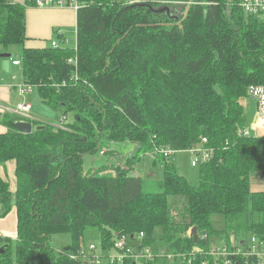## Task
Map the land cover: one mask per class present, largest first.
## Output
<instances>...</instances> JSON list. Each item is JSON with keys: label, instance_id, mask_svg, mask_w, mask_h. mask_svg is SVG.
<instances>
[{"label": "trees", "instance_id": "obj_1", "mask_svg": "<svg viewBox=\"0 0 264 264\" xmlns=\"http://www.w3.org/2000/svg\"><path fill=\"white\" fill-rule=\"evenodd\" d=\"M37 1L0 0V47H21L25 84L65 117L69 132L33 122L40 128L33 134L0 133V165L16 163L17 183L13 194L0 177V219L13 209L18 219L17 239L0 241V264H87L90 229L107 250L118 237L144 233L155 250L179 254L207 248L203 234L264 238V191L251 188V175H264V138L242 135L251 121L240 103L250 85H264V24L243 13L241 0H201L186 19L191 0H79L76 47L56 33L57 48H26V11ZM165 6L177 20L154 11ZM1 119L10 127L17 121ZM203 139L216 154L198 168L196 185L160 156L159 193L146 192L131 174L154 147L186 151ZM109 144L136 145L138 155L116 176L102 174L108 166L86 173L85 157ZM214 215L224 217V232ZM156 228L163 230L160 246ZM63 234L75 258L50 245Z\"/></svg>", "mask_w": 264, "mask_h": 264}, {"label": "built area", "instance_id": "obj_2", "mask_svg": "<svg viewBox=\"0 0 264 264\" xmlns=\"http://www.w3.org/2000/svg\"><path fill=\"white\" fill-rule=\"evenodd\" d=\"M72 7L78 11L82 8L79 0H38L37 7ZM240 7L246 16L256 18L264 24V0H241ZM53 47L57 48V42H53ZM15 66L21 65L20 58L13 61ZM34 87L27 84L20 87V95L25 96L31 94ZM248 98L257 102L258 113L253 121L251 130H243L242 135L245 137H262L264 136V85H250L247 90ZM32 104L22 102L14 107L0 106V113L14 116L16 122L33 123ZM65 117L60 119L58 124L54 125L57 130H65ZM207 139H203L202 143L193 146L186 150L191 154V165L193 168H199L202 165L209 163L216 154L215 149L207 148ZM178 151L168 148H156L152 154L164 158H172ZM4 236L0 233V241ZM200 240L208 244L207 248L196 247L192 252L179 254L176 258L170 255L165 249H161V253H157L147 244V236L142 233L137 236L125 235L118 237L112 250L114 254L107 257V264H147L157 258H167L168 260H180L184 264H195L197 261L200 264H264V238L251 235L248 237H236L230 235L227 239L220 240L211 239L208 234L199 236ZM213 240V241H212ZM87 252L83 251L84 262L88 264H102L104 256H97L98 247L90 245L87 247ZM101 249L104 252L101 241ZM109 251V250H108ZM105 253V252H104ZM73 256V255H72ZM75 258V256H73ZM89 258H93L90 259ZM93 260V261H92ZM91 261V262H90Z\"/></svg>", "mask_w": 264, "mask_h": 264}, {"label": "rangeland", "instance_id": "obj_3", "mask_svg": "<svg viewBox=\"0 0 264 264\" xmlns=\"http://www.w3.org/2000/svg\"><path fill=\"white\" fill-rule=\"evenodd\" d=\"M125 1L127 3H130L131 0H122ZM76 29L73 28L71 31H67L66 32V38L69 39V44L67 46L74 48L77 46V34H76ZM56 40V39H55ZM54 41V40H53ZM51 43V42H50ZM51 44H49L50 46ZM4 48L0 47V50H3ZM5 50V49H4ZM10 52L13 51V58H8V59H2L0 61L5 62L6 64H8V66L12 63L11 60L13 59H18L19 58V54L17 55V52H19V50L21 51V47L20 46H15V47H11L9 48ZM19 72L17 73V82L16 85H20L18 88V93H20V87L25 85L24 82V78H23V72H22V66L18 68ZM26 100L32 104V112L33 114H36L38 116L41 117V120L43 122H39L38 124H44L47 125L49 124L50 126H54L56 124H58V122H60V119L63 117L61 114L53 111L52 109L46 107L41 101L40 98L38 96L37 90L36 88H33L32 93L29 95L27 94L25 96ZM241 106L244 109V117H246L249 121H251L250 124H248V126H246V128H244L245 130H251L252 128V124L253 121L256 119L257 113H258V105L257 102L248 98V96L244 97L243 99L240 100ZM14 107V106H10ZM14 120L16 119L15 117H13ZM33 119H34V115H33ZM0 121H5V119H0ZM35 127H37L35 125ZM55 128V127H53ZM10 131L13 130V127H9ZM243 129V130H244ZM57 130V129H56ZM242 130V131H243ZM57 131H65V132H69L67 129L65 130H57ZM254 138H264V136L262 137H255ZM104 143V142H103ZM105 144V143H104ZM104 144H102V146H105ZM108 147H103L102 151L97 152L96 154H90L87 155L85 157V162H84V171L86 173H91L94 174L96 173V171H98L100 168L104 167V166H108V168L106 169V171L102 172L103 175H107V176H116L118 174V170L120 169H125V160L128 157H136L138 155V147L136 145H129V144H113V145H107ZM114 148L115 154L114 155V159H112V152H111V148ZM154 151H156V148L154 147L151 151L147 152V153H142L141 154V161L136 163V165L134 166L133 170H131V174L135 175L136 177L141 178L144 181V187H145V191L148 193H159L161 191V182L163 179V174H162V170L160 169V167H155L154 166V162L157 161L159 159V156L157 157H153L152 154L154 153ZM114 153V152H113ZM178 174H180L181 176L186 177L189 182L192 185H196L198 183V169L197 168H193L191 165V160H192V156L190 153H188L187 151H178L172 158H171ZM155 174V175H153ZM13 183H15L13 181ZM251 188L252 191H264V175L260 172L257 173H253L251 175ZM183 210V204L179 203L178 205V210H176L175 215H177V217L179 216V212ZM179 218L181 219L182 217L179 216ZM212 222L214 223V226L216 227L218 232H224L225 231V227H226V223H225V219L223 216L221 215H214L211 218ZM231 235H235V234H231ZM100 236L101 233L97 230V229H90L87 233L86 236V244L87 246L90 245H95L98 247V250L96 251V255L97 256H104V260L102 264H107V257L110 254H114L115 250H107L105 249V253L102 251L101 249V240H100ZM230 235H225L222 234L221 237H216V238H211V239H217L219 238L220 240L222 239H227ZM236 237H248L246 236H237ZM251 236V235H249ZM256 236V235H255ZM163 237V230L162 228H156L155 231L153 232V239L157 240V244L155 243V246H160L161 244H158L159 241L161 240ZM213 241V240H212ZM197 244V243H196ZM50 245L56 250V252L58 253V255H70L72 256L73 254V245H72V239L70 237V235L68 234H63V235H56L53 236L50 240ZM151 246V245H149ZM153 249L154 247L151 246ZM164 247L161 246L158 250H155V252H157L158 254L161 253V249H163ZM166 251L168 249L164 248ZM169 251V250H168ZM167 251V252H168ZM170 255L174 256L175 258L179 255V253L174 252H168ZM93 259V258H89ZM159 259V258H158ZM93 261V260H92ZM170 263H177V264H184L181 263L180 260H169ZM91 262V261H90ZM88 264V263H87ZM91 264V263H90Z\"/></svg>", "mask_w": 264, "mask_h": 264}, {"label": "crops", "instance_id": "obj_4", "mask_svg": "<svg viewBox=\"0 0 264 264\" xmlns=\"http://www.w3.org/2000/svg\"><path fill=\"white\" fill-rule=\"evenodd\" d=\"M12 1L18 4H24L26 2V0ZM26 15L28 38L25 43L26 48H45L52 42L56 41V33L66 38L67 31H71L75 28V32H77V11L72 7L54 6L44 8H27ZM66 41L69 44L68 38H66ZM21 51L19 50L17 55L19 54L20 56ZM3 54L13 55L14 52H10L9 49L0 50V56ZM2 59L4 58H0V60ZM14 60H11L12 63L9 66L5 62L0 61V106H15L22 102H28L25 98L26 95L21 96L20 93H18L17 87L20 85H16L18 80L16 75L19 72L18 68L21 67V65L15 66L13 64ZM3 115L4 114H2V116ZM6 115L7 114H5V116ZM33 115L34 122H43L40 116L36 114ZM9 127L10 126L6 125L5 122L0 121V133L9 132ZM0 177L10 184V191L14 194L17 190L16 163L12 161L5 165H0ZM13 181L15 183H13ZM17 225V212L16 209H13V211L6 218L0 219V233L6 238L15 240L18 235Z\"/></svg>", "mask_w": 264, "mask_h": 264}, {"label": "water", "instance_id": "obj_5", "mask_svg": "<svg viewBox=\"0 0 264 264\" xmlns=\"http://www.w3.org/2000/svg\"><path fill=\"white\" fill-rule=\"evenodd\" d=\"M201 3V0H191L187 6V10L185 12V19L188 17V14H189V11H190V8L193 4H200ZM156 13H159V14H162V13H166L167 16H169L171 19H174V20H177L178 19V12H176V14L172 13L171 9L169 7H162V8H159L157 10H154ZM184 19V20H185ZM178 25L180 26L181 23H178ZM0 58H4V59H8V58H13V55L12 54H3L0 56ZM0 118H2V114L0 113ZM12 127L19 133L21 134H25V135H30V134H33V132L35 130H38L40 128H35L34 125L32 123H29V122H13L12 123ZM155 175V174H153ZM198 236H199V233H198V228L195 227L193 228L192 230V237H193V240H194V243L196 244L198 242ZM0 252L1 254H4V249L1 248L0 249Z\"/></svg>", "mask_w": 264, "mask_h": 264}]
</instances>
